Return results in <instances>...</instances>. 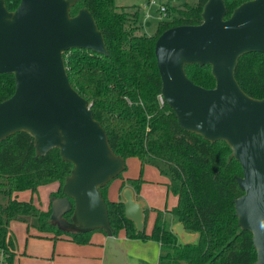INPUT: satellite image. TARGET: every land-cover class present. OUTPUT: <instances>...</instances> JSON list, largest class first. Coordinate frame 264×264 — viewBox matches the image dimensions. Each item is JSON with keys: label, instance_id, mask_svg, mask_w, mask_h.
I'll use <instances>...</instances> for the list:
<instances>
[{"label": "trees", "instance_id": "trees-1", "mask_svg": "<svg viewBox=\"0 0 264 264\" xmlns=\"http://www.w3.org/2000/svg\"><path fill=\"white\" fill-rule=\"evenodd\" d=\"M157 1L164 4L169 18L158 21L151 36L137 33V7L126 12L115 6V0L75 1L68 10L69 16L81 8L90 13L102 35L106 55L72 49L63 52L62 59L69 85L86 101L92 119L105 133L110 151L123 161L135 158L140 168L152 167L165 179L166 192L175 199L169 214L195 239L182 244L165 228L159 211H154L149 234L144 230L136 234L133 224L124 218L122 202L106 199V183L99 193L106 207L108 233L116 237L123 231L126 239L157 243V264H253L256 254L251 234L238 226L233 209L235 199L242 194L235 181L241 177L239 164L223 141L210 143L182 130L160 97L153 54L155 39L169 28L199 24L206 0H173L179 8H169L165 0ZM222 1L223 19H227L233 9L250 0ZM18 3L19 0H4L8 12ZM184 73L196 86L214 87L207 65H186ZM234 79L246 96L264 98V55L240 56ZM13 90L12 75L0 74V102L8 99ZM71 170L72 165L60 158L57 149L37 155L33 140L26 133H15L0 141L3 264H13L17 255L11 223L22 224L26 230H34L51 241L65 237L76 245L88 244L93 232L106 235L101 230H63L51 218L49 205L42 210L32 201L39 188L52 184L56 189L49 196L62 198L60 188ZM120 174L115 179H121ZM141 184L140 175L136 179H121L120 189L128 187L137 197ZM22 192L29 194L27 201L16 198Z\"/></svg>", "mask_w": 264, "mask_h": 264}, {"label": "water", "instance_id": "water-1", "mask_svg": "<svg viewBox=\"0 0 264 264\" xmlns=\"http://www.w3.org/2000/svg\"><path fill=\"white\" fill-rule=\"evenodd\" d=\"M75 1L81 0H19L8 12L0 0V74L14 81L12 95L0 102V141L23 132L32 138L37 155L57 149L72 170L61 186L64 197L50 204L51 218L58 221L67 213L71 200L74 231L106 233L114 263L123 264L108 233L99 188L123 171L124 161L110 151L86 101L69 85L62 59L72 49L106 55L90 13L81 8L69 16ZM224 15L222 0H206L200 23L163 31L153 54L160 97L177 125L210 143L223 141L239 164L241 177L235 181L242 194L233 203L234 214L238 226L251 234L253 264H264V98L246 96L234 79L240 56L264 55V0L244 2L227 19ZM192 64L209 66L213 88L187 79L184 66ZM120 197L124 218L136 234L141 232L142 203L128 188ZM171 232L184 245L195 239L181 223Z\"/></svg>", "mask_w": 264, "mask_h": 264}, {"label": "rangeland", "instance_id": "rangeland-1", "mask_svg": "<svg viewBox=\"0 0 264 264\" xmlns=\"http://www.w3.org/2000/svg\"><path fill=\"white\" fill-rule=\"evenodd\" d=\"M145 2L146 0L143 1L115 0V6L118 9L122 8L126 12H133V10H135V8L137 7L136 10L138 12V17L136 19V23L134 24L135 26L138 27L137 33L144 34L146 36H151L154 34L157 22L168 19L169 16L165 14L166 17H164L163 20H159L154 7H150L146 12L149 13L151 16L146 22H144V24H142L144 21L143 20L144 12H142L140 8ZM165 2L168 3L169 8L180 7L179 3L174 2L173 0L170 1L165 0ZM124 168H125L123 169L124 171H122L123 173L128 172L130 174H133L131 173L132 169L130 167L129 162H128V166L127 164H124ZM154 175L155 174L152 173V176ZM50 190L51 189L49 187L40 188L39 190H37L36 197L32 198L34 204L39 206V208L42 210H45L48 205L50 208L51 202L55 199L54 197L52 198L51 196H49ZM60 192H61V188H60ZM144 194L146 198H149L151 201L153 202L158 201L159 197L157 196L154 190L148 189V191ZM29 197L30 196L27 192H22L21 194L18 195V200L27 201ZM62 197L64 196L62 195ZM108 198H109V194L107 195V199ZM112 198H114V196H112ZM160 198L162 200V206H164L165 208H170L171 206L174 205L173 197L170 194H166V195L161 194ZM68 203L70 207L69 212L65 213L60 218H58V221H54V222L55 224L59 225L63 230H66L68 228L75 230V225L73 224V220H72L73 204L71 200H68ZM18 227H20V229H18ZM11 231L15 239L16 253L18 255H21V253L23 252V256L22 255L19 256L17 260L14 259L13 264H101L102 262V257L100 255H96V254L88 255V256L84 255L85 253L93 254L99 252L97 247L88 248L74 244L60 243L56 241L53 242L47 239L29 238L30 236H27L25 234L26 232L24 231V227H22L20 224L17 225L14 228V230ZM148 231H149V224H147L146 222L144 225V232H148ZM28 234L29 235L34 234V232H29ZM140 246L141 247L131 246V248L133 247L134 248L129 249V251L134 252L133 254L138 255L139 258L140 257H142V259L145 258L146 264H157L158 248H156L154 243L152 242L140 243ZM83 258L87 259V261L83 260ZM139 260H137V262H139ZM128 264L130 263L128 262Z\"/></svg>", "mask_w": 264, "mask_h": 264}, {"label": "crops", "instance_id": "crops-1", "mask_svg": "<svg viewBox=\"0 0 264 264\" xmlns=\"http://www.w3.org/2000/svg\"><path fill=\"white\" fill-rule=\"evenodd\" d=\"M128 162L130 164V167L132 169L131 173H123L121 172V179H136L139 175L142 179V184L139 188V192L137 197H135V195L133 194L134 200L136 201H140L142 203V209H143V214L145 212V216L143 215V230H144V225L147 222V224H149V231L148 232H144L146 235L149 234L154 217H155V213L154 211H159L161 213H163V220L165 222V228L169 231H171V229L173 228V226L177 223L175 222V220L172 219V217L169 214L170 209L175 205V199L174 200V205L171 206L170 208H165L164 206H162V200L160 198L161 194H167L166 189H165V179L160 177L158 175V173L156 172V170L152 167L149 166H143L142 168H140L138 161L135 158H129L126 159L124 161V164H127L128 166ZM125 169V168H124ZM124 171V170H123ZM152 173H154L155 175L152 176ZM121 179H115L113 178L112 180H110L108 183L109 186H107L106 189V199H107V195L109 194V200L110 202H116V201H121L122 199L120 197L121 191L124 189H120V184H121ZM51 190L50 192L55 191L56 189V185L52 184L49 186ZM43 188V187H42ZM128 188V187H125ZM40 189V188H39ZM38 189V190H39ZM129 190H131L130 188H128ZM148 189H152L155 191V193L157 194L158 201L157 202H153L151 201L149 198H146L145 194ZM21 193H18L16 195V198L18 199V195ZM112 196H114V198H112ZM168 217V218H167ZM16 224V225H15ZM19 225V223H11L10 225V229L14 230V228ZM22 227H24V225L20 224ZM15 226V227H14ZM18 229H20V227H18ZM24 231L26 232L25 234L27 236H30L29 238H37V239H47L50 240L49 238H46L45 236H41L38 235L37 232H35L34 230H26L24 227ZM29 232H34V234H28ZM51 241V240H50ZM55 242V241H53ZM56 242H60V243H66V244H73L71 242H69L65 237H61L58 240H56ZM145 242H152V241H140V240H129L125 238L124 232L120 231L116 237H113V245L114 248L117 249L120 253V256L122 258L123 264H128V262L130 264H146V260L145 258L142 259V257H138V255L133 254L134 252L129 251V249H133L131 248V246H140V243H145ZM154 243V242H152ZM108 241H107V237L106 235L100 233V232H93L90 235L89 238V243L86 245H79L81 247H97L99 252L97 253H85L84 255H100L102 257V262L101 264H115L113 259H112V255L111 253H109V247H108ZM76 245V244H74ZM154 245L156 246V248H158L159 251V246L157 243H154ZM106 247V249H105ZM106 250V251H105ZM146 250V247H145ZM131 252V253H130ZM21 255L23 256V252L21 253ZM21 255H16L14 259H18L19 256ZM21 258V257H20ZM140 259V260H139ZM83 260L87 261V259L83 258ZM131 262H130V261ZM137 260H139V262H137ZM128 261V262H127ZM14 263V260H13Z\"/></svg>", "mask_w": 264, "mask_h": 264}, {"label": "built area", "instance_id": "built-area-1", "mask_svg": "<svg viewBox=\"0 0 264 264\" xmlns=\"http://www.w3.org/2000/svg\"><path fill=\"white\" fill-rule=\"evenodd\" d=\"M150 7H154L155 12L158 15V19L159 20H163L166 14V10H165V6L163 3H159L157 0H146V2L141 6L140 10L142 12H144L143 17H144V21L142 24H144V22H146L149 18H150V14L147 13L146 11L148 10V8ZM0 264L2 263V257L0 256Z\"/></svg>", "mask_w": 264, "mask_h": 264}]
</instances>
